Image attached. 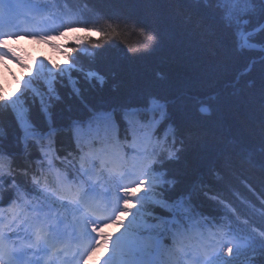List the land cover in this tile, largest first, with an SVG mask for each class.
Segmentation results:
<instances>
[{
	"label": "snow or ice",
	"instance_id": "6c2138e0",
	"mask_svg": "<svg viewBox=\"0 0 264 264\" xmlns=\"http://www.w3.org/2000/svg\"><path fill=\"white\" fill-rule=\"evenodd\" d=\"M20 3L35 26L17 32L5 10ZM196 3L238 53L264 59V0ZM95 11L90 0H0V65L15 60L27 73L15 92L0 82V264H254L264 255V184H246L254 199L224 184L218 192L201 186L175 193L178 181L166 165L179 161L183 137L168 102L152 96L116 110L85 99L86 88L107 80L92 66L102 42L119 41L129 54L142 55L158 39L130 17L105 16L101 25ZM77 29L100 39L78 35L56 43ZM137 34L140 40L129 44ZM21 35L48 43L65 63L50 65L38 53L29 67L25 53L8 44ZM197 110L212 115L210 104ZM241 150L264 172V142L258 158ZM197 195L216 205L215 214L200 211ZM105 223L118 231L102 239Z\"/></svg>",
	"mask_w": 264,
	"mask_h": 264
},
{
	"label": "trees",
	"instance_id": "16d2710c",
	"mask_svg": "<svg viewBox=\"0 0 264 264\" xmlns=\"http://www.w3.org/2000/svg\"><path fill=\"white\" fill-rule=\"evenodd\" d=\"M90 4L101 25H106L105 16L130 17L158 39L152 51L142 55L129 54L119 41L102 42L92 66L107 80L102 88H86L87 102L98 108L142 104L152 96L168 102L178 137H183L179 161L166 165L178 181L175 193L202 190L201 186L218 192L222 184L243 191L244 182L260 188L264 172L244 159L241 149L258 158L257 149L264 142L261 53H238L226 34L212 29L210 14L196 0H90ZM99 39L98 35L93 40ZM139 40L137 34L128 43ZM250 61L251 70L246 71ZM78 62L89 66L85 57ZM202 102L211 105V116L198 112ZM71 103L79 110V102Z\"/></svg>",
	"mask_w": 264,
	"mask_h": 264
},
{
	"label": "clouds",
	"instance_id": "9594fccd",
	"mask_svg": "<svg viewBox=\"0 0 264 264\" xmlns=\"http://www.w3.org/2000/svg\"><path fill=\"white\" fill-rule=\"evenodd\" d=\"M15 43L23 44L34 55L39 53L38 49H44V54L45 55L49 54L48 50L43 45L36 46V45L32 44L31 41H27V40H25L23 38H21L19 41H16ZM8 63L13 68L14 71L19 73V68L17 67L16 64L12 63L11 61H9ZM0 82H6L8 85L12 84L11 78L9 77L8 73L5 71V69H4V67L2 65H0Z\"/></svg>",
	"mask_w": 264,
	"mask_h": 264
},
{
	"label": "rangeland",
	"instance_id": "374dc122",
	"mask_svg": "<svg viewBox=\"0 0 264 264\" xmlns=\"http://www.w3.org/2000/svg\"><path fill=\"white\" fill-rule=\"evenodd\" d=\"M39 53H42V52H39ZM56 60L59 61V62H63L64 63V57L63 56H60V55H57L56 56Z\"/></svg>",
	"mask_w": 264,
	"mask_h": 264
}]
</instances>
